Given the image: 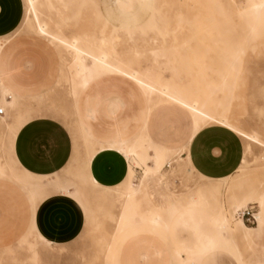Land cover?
<instances>
[{
	"label": "bare ground",
	"instance_id": "6f19581e",
	"mask_svg": "<svg viewBox=\"0 0 264 264\" xmlns=\"http://www.w3.org/2000/svg\"><path fill=\"white\" fill-rule=\"evenodd\" d=\"M121 1L118 0L116 7H103L100 0H23L24 23L29 24L30 30L45 41V48L54 54L59 68V81L69 85L70 94L75 98L84 94L90 103L89 120H94L98 114V104H92V89L102 81L124 82L128 87L124 95L131 101L141 100L143 103L142 118L137 120L142 123L139 132L130 137L119 132L118 142L112 140L96 145V150L88 152L86 166L78 171L74 179L81 187L97 188L103 195L111 196L113 203L120 204L117 216L110 207L95 210L100 211L102 219L115 222L114 241L137 228L150 231L162 229L169 233L175 226L190 237V242H180L175 248V264H200L204 257L217 251L230 255L237 264H264V178L259 180L245 173L247 163L244 160L234 173L235 176L233 174L220 179L217 184L204 186L187 196L178 195L169 184V176L175 171L173 165L179 162L191 174L196 173L188 156L183 157V152L188 149L193 137L207 127L218 126L234 133L245 142L246 153L250 152L252 145L264 149L262 136L242 127V119L246 114L248 75L244 58L247 54L264 52V0H241L240 4L236 0H179L177 8L169 7V11H173V18L153 19L150 15L142 18L139 13V22H132L126 17V10L136 9L139 1ZM143 1H149L150 11H153L152 0ZM44 14L46 23L42 21ZM70 19L75 21V25L85 21L88 26L67 35L61 29L60 22ZM152 21H162L166 27L157 28L158 25ZM50 25H53V32L49 30ZM145 31H156L158 33L155 35L163 38H134L136 32ZM187 33L193 37L185 36ZM17 36L8 37L0 43L1 109L14 112L12 121L20 119L18 106L21 99L37 102L41 98L37 95L16 97L7 85L6 63L12 47L17 43ZM140 41L145 45L150 44L147 53L141 48ZM125 42L131 43L132 47L129 52L122 53L119 48ZM146 54L150 58V66L140 68L136 59ZM163 102L183 107L193 119V135L181 149L168 151L157 148L144 133V121L148 113ZM110 106L118 109L123 103L116 98ZM0 119L2 122L5 120ZM3 127L0 124V129ZM106 151L117 153L126 165L123 180L113 187L102 185L90 173L94 159ZM131 164L140 168V178H137L134 172L136 168L133 170ZM164 165L170 170L163 173ZM259 166L257 168L260 169ZM30 177L34 180L37 178ZM198 178L210 181L200 175ZM221 184L225 185L226 190L224 212L219 203ZM24 186L34 208L54 194L71 197L86 214V220H91L92 227L93 210L89 208L83 188H73L74 181ZM97 204L101 205L98 201ZM248 204H256L259 209L255 213V226L245 225L240 216ZM32 230L39 242L50 246ZM110 248H106L107 254ZM256 253L263 262L245 261L246 255L254 256ZM32 254L36 262L37 253Z\"/></svg>",
	"mask_w": 264,
	"mask_h": 264
},
{
	"label": "crops",
	"instance_id": "0c3cea01",
	"mask_svg": "<svg viewBox=\"0 0 264 264\" xmlns=\"http://www.w3.org/2000/svg\"><path fill=\"white\" fill-rule=\"evenodd\" d=\"M138 1L135 13L130 15L132 22L137 20L139 13L143 18L150 11L149 1ZM113 2L114 0H100L103 7L112 5ZM19 18L14 0H0V37L12 34ZM11 37L14 35L9 38ZM16 42L10 52V72L8 59L6 63L7 85L16 97L40 94L53 83L49 78L53 68L48 67V52L44 50L40 40L17 36ZM114 82L102 81L92 89L94 94L92 104L96 103L99 106L96 105L98 114L90 124L89 130L92 137L100 142L115 138L119 132L127 137L133 136L142 126V123L137 121L142 118V101H131L124 95L128 89L124 82ZM116 98L123 103L118 109L110 106L111 101ZM84 108L85 102L81 101V112ZM61 122L50 115L38 114L16 129L10 150L14 165L20 168L23 174L29 177L61 175L71 165L75 158L74 139L68 127ZM193 131L194 123L190 113L171 102L157 105L144 121L147 140L157 148L168 151L185 147ZM187 154L191 166L198 175L215 181L230 177L236 172L243 160V143L234 133L222 127L210 126L193 137L188 145ZM125 170L123 158L111 151L100 153L90 166L93 177L107 187L119 184L124 178ZM30 203L32 208L31 198ZM84 219V211L69 196L54 194L40 202L34 209H29L23 198L12 192L9 187L0 186V247L15 243L30 228L53 248L69 245L81 235ZM218 255H226L237 264L233 257L218 251L204 257L200 264L209 259L213 260L211 262L213 264Z\"/></svg>",
	"mask_w": 264,
	"mask_h": 264
},
{
	"label": "rangeland",
	"instance_id": "374dc122",
	"mask_svg": "<svg viewBox=\"0 0 264 264\" xmlns=\"http://www.w3.org/2000/svg\"><path fill=\"white\" fill-rule=\"evenodd\" d=\"M14 1L16 9L20 15L19 22L12 34L0 37V43H3L8 37L15 35V32L18 34V36L40 40L42 41L41 45L44 47V50L48 52V67L53 68L52 72L49 75V78L53 80L52 86L48 89H45L42 93L37 94V96L41 97L37 102H32L31 100L27 99L20 100L18 106V111L21 114L20 119L12 121L14 112L9 110L5 111L4 115L0 117L5 118L4 122H2L0 119V124L4 125L3 129H0V165L2 166V170H0V186L9 187L12 192L16 193V195L20 196L24 199V201H26L29 209H34L33 203L31 208L29 193L23 185H29L32 183L36 185H54L57 183L67 184L70 181H74L75 186L73 188H80L81 186L74 179V176L78 173L79 170L83 169L86 166L88 152L90 150H96L95 146L103 142L94 139L90 133V124L93 121L89 120L88 118V108L90 106V103L85 98L84 94H80L77 98L72 96L70 94L69 85L67 83L59 81V68L54 54L45 48V41L41 40L30 30V27L28 26L29 24L24 23L25 7L23 4V0ZM178 1L179 0H152L153 3L151 4V6L153 7V11H149L148 15H150V17H152L153 19L156 17L159 19H162V17L171 19L174 15L173 11H169V7L177 8ZM121 2L123 3V1ZM236 2L237 4H240L241 0H236ZM117 4L118 0H114L111 7H116ZM186 6L189 7V4H186ZM135 10L136 9L126 10V17L128 18V20H130V15L132 13H135ZM139 18L140 16H138L135 22H139ZM42 21L43 23L47 22L45 14L42 16ZM152 23H156L158 25L157 28L166 27V24L162 21H152ZM87 26L88 23L85 21H81L78 23V25H75V21L73 19L67 20L65 22H60L61 29L67 35H71V33L77 31L78 28H85ZM49 30L52 32L54 31L53 25L49 26ZM157 33L158 32L156 31H145L144 33L136 32L134 38L138 40L155 37L163 38L162 36H156L155 34ZM190 34L191 33H187V35L185 36L193 37V35ZM178 38H181V36H179ZM140 46L146 53L150 48L149 43L148 45H145L144 42L141 41ZM131 47V43L125 42L123 46L119 48V51L122 53H127L131 50ZM145 56L136 59V64L139 65L140 68H147L150 66V58L147 54ZM244 60L248 75L246 74V114L242 119V127L248 132L255 131L259 133L264 140V52L262 51V53L260 52L258 54L252 55L247 54ZM9 61L10 55L8 57V70L10 72ZM81 101L85 102V108L83 112H81L80 109ZM0 108H2L1 102ZM38 114H47L64 122V124L70 130L74 139L75 158L72 161L71 165L63 172V174L53 175L49 177H37L36 180H34L33 178L23 174L20 168L14 165L10 149L12 137L19 125L25 121L27 122L32 116ZM80 117L82 119H80ZM112 140L115 142L119 141L118 133L115 138H111L108 141ZM241 141L243 143V160L247 163L245 173L251 174L259 180L263 179L264 149L252 145V149L250 148V152L246 153V144L242 139ZM187 156L188 154L186 150L185 152H183V157L186 158ZM259 161L261 163H258ZM252 165L254 166V168ZM257 165H260L259 167L262 170L261 172L260 169L257 168ZM131 166L133 170L136 168L134 172L137 178H140L142 174L140 168L136 167L134 164H131ZM173 167L175 168V171L169 176V178H171V183L169 182V184L171 185L170 188L174 189V191L178 195L187 196L196 192L199 188L211 184H217L216 182H218V180H201L200 178H198L197 173L191 174L189 169H187L181 162L173 165ZM169 170L170 169L167 165H164L162 168L163 173ZM235 175L236 174H234V176ZM205 182L206 184H204ZM80 189H82L84 196L86 195L85 197L88 201L89 208L93 210L94 218H92V221L94 225L92 223V227L90 226V219L86 220L87 217L85 214L84 228L81 235L69 245L59 247L56 246L54 248L47 244L39 242L34 237L32 228H30L22 236H20L15 243L0 247V264H175V248L180 242H190V237L187 236L181 228L175 226L170 230L169 233L162 229L150 231L147 229L137 228L134 230H129V232L127 231L125 234L121 235L114 241L112 239V235L115 230V222L108 219L104 220V218L102 219V215L101 213H99L100 211L96 212L95 210H98L102 207H110L112 213L117 216L120 212V204L116 202L113 203V198H111V196L103 195L97 188L88 187L87 189V187L84 188L83 186ZM225 192V185L221 184V197L219 198V203L223 209V212L224 210H226ZM101 195L103 198H101ZM98 197L101 199H99ZM105 197L107 199L106 201ZM97 201L101 204L100 206H98ZM101 201H103V204L105 206L101 203ZM110 202H112V207L110 205ZM250 207H253L255 212H259L256 204H248V206H246V208L244 209ZM97 219H99V223L96 222ZM245 225L255 226L248 225L246 223ZM95 226H97V228ZM109 246L111 247V251L107 254L106 248H109ZM258 248L259 247H257L256 251H258ZM103 249H105V252L101 251ZM33 252L37 253L36 262L33 260ZM257 254L258 253H256L254 256L246 255L244 259L247 262H250L251 260L263 262ZM106 256L109 257V260L106 259ZM212 261L209 259L203 262V264H212ZM213 264L235 263L226 255H218Z\"/></svg>",
	"mask_w": 264,
	"mask_h": 264
},
{
	"label": "built area",
	"instance_id": "2783aa9c",
	"mask_svg": "<svg viewBox=\"0 0 264 264\" xmlns=\"http://www.w3.org/2000/svg\"><path fill=\"white\" fill-rule=\"evenodd\" d=\"M7 98L10 99L9 97ZM4 113V110L0 108V117L3 116ZM255 213L256 212L254 211L253 207H250L245 209L240 216L244 223L248 225H254L256 223Z\"/></svg>",
	"mask_w": 264,
	"mask_h": 264
}]
</instances>
